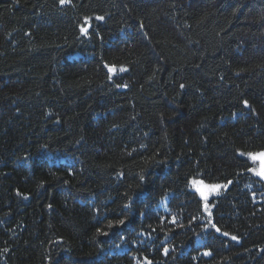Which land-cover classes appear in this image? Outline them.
Returning <instances> with one entry per match:
<instances>
[{"label": "trees", "instance_id": "obj_1", "mask_svg": "<svg viewBox=\"0 0 264 264\" xmlns=\"http://www.w3.org/2000/svg\"><path fill=\"white\" fill-rule=\"evenodd\" d=\"M259 152L264 0H0V264H264Z\"/></svg>", "mask_w": 264, "mask_h": 264}, {"label": "snow or ice", "instance_id": "obj_2", "mask_svg": "<svg viewBox=\"0 0 264 264\" xmlns=\"http://www.w3.org/2000/svg\"><path fill=\"white\" fill-rule=\"evenodd\" d=\"M66 3H70V0H60L61 5H64ZM96 19L103 20V17L98 16L96 17ZM85 23L87 24V20L85 21ZM80 31L82 35H86L88 32V28L82 27ZM105 67H108V66L106 65ZM108 71L110 73L114 72L115 68L108 67ZM120 71H125V69L121 68ZM183 87L184 85H181V88ZM244 106L248 107L247 101L244 102ZM240 155H244V153H240ZM247 157H248V160H250L252 164L254 165L253 167H250L248 171L251 172L253 175L259 176L260 179L264 180V152L248 153ZM257 164H258V167L255 166ZM191 183H192L194 190L199 194L201 199H203L204 201H207L209 198V195L216 193L217 190L221 187L220 185H208L203 180H193L191 181ZM125 207H127V205H125ZM205 207L207 208V204L205 205ZM120 223H123V221H120ZM217 231L219 232V229H217ZM224 235H228V234L224 233ZM231 239L237 240V237L232 236ZM209 254L210 253H207V252L204 253V255H209Z\"/></svg>", "mask_w": 264, "mask_h": 264}, {"label": "water", "instance_id": "obj_3", "mask_svg": "<svg viewBox=\"0 0 264 264\" xmlns=\"http://www.w3.org/2000/svg\"><path fill=\"white\" fill-rule=\"evenodd\" d=\"M261 181H262V184L264 185V180L261 179Z\"/></svg>", "mask_w": 264, "mask_h": 264}, {"label": "rangeland", "instance_id": "obj_4", "mask_svg": "<svg viewBox=\"0 0 264 264\" xmlns=\"http://www.w3.org/2000/svg\"><path fill=\"white\" fill-rule=\"evenodd\" d=\"M193 190H194V188H193ZM195 191V190H194ZM196 192V191H195ZM197 193V192H196ZM198 194V193H197ZM199 195V194H198ZM200 197V196H199ZM201 198V197H200Z\"/></svg>", "mask_w": 264, "mask_h": 264}]
</instances>
